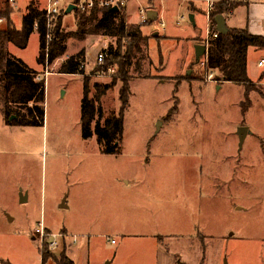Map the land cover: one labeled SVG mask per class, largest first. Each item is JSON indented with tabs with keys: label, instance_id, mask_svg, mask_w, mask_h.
I'll return each instance as SVG.
<instances>
[{
	"label": "rangeland",
	"instance_id": "1",
	"mask_svg": "<svg viewBox=\"0 0 264 264\" xmlns=\"http://www.w3.org/2000/svg\"><path fill=\"white\" fill-rule=\"evenodd\" d=\"M86 1L59 0L65 32L77 31L76 16L86 12L79 8ZM28 2L18 0L17 11L9 2L17 28ZM164 3L125 0L118 6L123 13L127 8L135 20L127 24L142 38L139 52L132 50L122 68L124 76L118 60L96 62L101 51L120 46L115 38L69 39L67 52L86 51L83 75L59 73L61 58L45 76L37 33L27 48L14 46V56L45 80V100L42 126L36 127L9 124L0 97V264H42L44 249L33 234L41 220L55 232L85 235L71 256L75 261L155 264V239L175 253L176 264H264V68L258 67L264 48L248 52L253 86L209 81L204 57L195 58L207 21L199 16L194 27L188 4ZM70 5L77 9L66 15ZM205 5L207 15V0ZM142 9L156 11L157 19L142 22ZM253 12L249 30L259 35L264 7ZM248 17L245 6L228 25L245 29ZM129 47L123 39V52ZM84 82L90 98L96 84L111 85L101 99L104 118L120 114V92L130 88L119 154L104 155L96 137L82 136ZM243 126L249 133L240 147Z\"/></svg>",
	"mask_w": 264,
	"mask_h": 264
},
{
	"label": "trees",
	"instance_id": "2",
	"mask_svg": "<svg viewBox=\"0 0 264 264\" xmlns=\"http://www.w3.org/2000/svg\"><path fill=\"white\" fill-rule=\"evenodd\" d=\"M215 1L210 13L211 31L215 30V18L217 16L228 17L238 4L235 0ZM4 4L0 9V19H2L0 23V97L6 104V119L11 125L42 126L44 108L41 104L45 100V80L37 79L36 71L8 52L9 43L25 49L31 35L37 32L40 41L38 63L47 68L66 55L68 41L72 37L91 34L115 38L120 46L117 49L110 48L105 66H108V61L118 60L120 62L119 73L123 76L126 73H123L122 68L131 61L132 50L138 52L140 50L139 44L142 42L140 30L126 23L123 8H120L119 12H112L111 8L96 6L85 13L77 14V31L67 33L63 30L64 14L62 11L59 16L49 20L46 9H41L37 4L31 3L22 19V28L18 30L11 18L13 10L9 0H6ZM4 21L5 25H2ZM49 22L50 28H48ZM123 39L130 40V47L126 49V52L121 49ZM250 48H264V36L251 34L247 28H229L227 33H219L216 39H211L208 43L206 63L208 72L214 74L215 81L253 86L247 65ZM84 64L85 52L81 51L64 60L60 65L59 73L83 75ZM110 89L111 85L96 84L95 95L90 98L89 84L84 82L81 105L82 136L84 139L96 137L100 151L104 155H116L121 152L124 112L130 98V88L125 86L120 92L122 103L120 114H111L104 118L101 99ZM13 114L16 115V119L9 121ZM49 258L53 259L54 264H75L66 254V249L57 257L44 248L42 264H47Z\"/></svg>",
	"mask_w": 264,
	"mask_h": 264
},
{
	"label": "crops",
	"instance_id": "3",
	"mask_svg": "<svg viewBox=\"0 0 264 264\" xmlns=\"http://www.w3.org/2000/svg\"><path fill=\"white\" fill-rule=\"evenodd\" d=\"M5 1L6 0H0V9L5 5L4 3H5ZM17 1L18 0H15V3H16V5H15V9H16V11L18 10V8H17ZM192 2H194V4H192L191 2V4H189V2L187 3V1L186 0H167V3H164L165 5H172L173 7L175 6V7H179V6H182V5H184V4H188L189 5V12L192 14V15H194V17H195V26L194 27H197L198 26V24H197V19H198V17L199 16H202L203 18H205V21H207V31H206V34H205V37H203L202 35L200 36V38H201V42H203V44L205 45L207 42V39L209 38V34H210V32H211V21H210V19L208 18V16L206 15V13H205V8H206V5H205V0H192ZM31 3H35V4H37L41 9H43L40 5L41 4H43L44 3V5L47 3V6H48V0H29V2L27 3V6H26V10H27V7L31 4ZM244 4V5H243ZM47 6H46V8H47ZM247 7V10H248V13H249V17H248V27H247V29L249 30V25H250V23H251V21H254V19H255V17H253V16H255L254 15V9L256 8V7H264V4H261V3H251V4H245V3H242V2H238V4H237V6L235 7V9L232 11V13L228 16V18H225L226 19V24H227V26L229 27V25H228V22H229V20H231L232 18H233V16L235 15V13L236 12H238L239 10H241L242 8H244V7ZM45 8V9H46ZM140 8V7H139ZM139 8L137 9V12H138V10H139ZM26 10H25V12L24 13H22V14H20V19H21V26H20V28H17V26H16V14L14 15L15 16V18L13 19L14 21V25H15V27H16V29H18V30H20L21 28H22V19H23V17H24V15H25V13H26ZM130 12H128L127 11V8L125 7V10H124V16H125V14H126V16H127V19H126V17H125V21H126V23L128 22V23H134V21L135 20H131V14H129ZM251 14V15H250ZM161 15V14H160ZM160 15H159V17H160ZM253 17V18H252ZM262 19H264V17L262 18ZM160 20H161V18H160ZM162 21V20H161ZM163 22V21H162ZM191 22V21H190ZM193 24V23H192ZM263 26H264V24H263ZM230 28V27H229ZM236 29H242V28H236ZM249 32L251 33V34H254V35H258V34H256V33H252L250 30H249ZM35 33H37V32H35ZM35 33H33L32 35H31V37L33 36V35H35ZM38 34V33H37ZM259 35H262V36H264V31L262 32V33H260ZM39 36V35H38ZM31 37H30V39H31ZM30 39H29V41H30ZM96 43H98V41L96 42ZM92 44V43H91ZM14 44H12V43H9L8 45H7V49H8V52L11 54V55H15L14 54V52H13V48H14ZM16 47V46H15ZM81 51H84L85 52V59H86V51L84 50V49H81V50H79V51H77V52H73V53H69V52H67L66 53V55L63 57V62H64V60H66L68 57H70V56H72V55H75V54H77V53H79V52H81ZM88 50H87V57H88ZM206 57L207 56H205L204 57V60H206ZM60 60V59H59ZM62 62V63H63ZM61 63V64H62ZM27 65V64H26ZM41 65V67H42V69H45V72H44V74H45V76L46 75H48V74H50L49 72H48V67L47 68H45L42 64H40ZM44 67V68H43ZM264 68V67H263ZM31 69V68H30ZM32 70H34V69H32ZM47 70V71H46ZM35 71V70H34ZM36 72H39V71H36ZM40 72L42 73V71L40 70ZM43 74V75H44ZM43 75H41V76H43ZM126 183L128 184L129 182L128 181H126ZM63 206H65V203H63ZM16 220V218L15 217H13V218H11V222H13V221H15ZM46 225V224H45ZM48 228V227H47ZM48 229H50V228H48ZM51 230V229H50ZM51 231H53V230H51ZM58 232H64V233H67V234H69V235H76V236H78V238H80V236L82 237H85V235L84 234H80V233H71L68 229H66V228H63V229H61L60 231H58ZM87 235V234H86ZM170 236V235H169ZM154 238H156V237H154ZM149 239H153V238H148L147 240H149ZM137 240H139V239H136V241ZM144 241H147L146 239H143ZM161 240V239H160ZM139 242V241H138ZM78 244V243H77ZM76 244V245H77ZM153 247H155V251H154V253H155V258H154V260H155V264H176V255H175V253L172 251V250H169L167 247H165L164 246V244H163V242L161 241V243L160 244H157L156 243V241H155V239H154V241H153ZM76 245H70V240H69V243H67V245H65V247L63 248V250L64 249H66V252H68L67 254L69 255V257L71 258V256H73L74 255V253L78 250V248H76L75 246ZM62 250V251H63ZM71 260L75 263V264H77V262H86V264H101V263H99V262H97V261H94V260H90V259H81V260H76L75 261V259H72L71 258ZM89 260V261H88ZM180 264H183V263H180Z\"/></svg>",
	"mask_w": 264,
	"mask_h": 264
},
{
	"label": "built area",
	"instance_id": "4",
	"mask_svg": "<svg viewBox=\"0 0 264 264\" xmlns=\"http://www.w3.org/2000/svg\"><path fill=\"white\" fill-rule=\"evenodd\" d=\"M238 2H242L245 4H251V3H261L264 4V0H235ZM11 4H15V0H9ZM215 0H207V16L210 19V13L212 9L214 8ZM100 7V8H112L114 6H125V0H88L84 4H80L79 8L83 11H89L93 9L94 7ZM47 17L50 20L52 17L59 16L61 14V9L59 7V0H48V6L46 8ZM139 17L142 22H145L148 20L147 18V12L143 9L139 11ZM2 22V19H0V23ZM181 20L178 21V24H180ZM160 26L162 28H165V24L161 21ZM48 28H50V22L48 23ZM215 30L211 31L209 34V38L207 39V43L205 44L208 48V43L211 39H216L219 35V32L216 30V25L214 27ZM50 39V38H49ZM108 58V50L101 51L96 58V62L98 65H104L106 60ZM206 63H207V57H206ZM258 67L262 68L264 67V60H261L258 63ZM109 72L115 73V68L111 67L108 69ZM214 74L211 73L208 76L209 81L213 80ZM34 239H36L39 243V247L41 249L47 248L51 253H57L63 250L65 245H67L68 240H70V245H76L79 241L78 236L76 235H69L64 232H55L51 231L47 228L44 221L41 220L37 227L34 230Z\"/></svg>",
	"mask_w": 264,
	"mask_h": 264
},
{
	"label": "water",
	"instance_id": "5",
	"mask_svg": "<svg viewBox=\"0 0 264 264\" xmlns=\"http://www.w3.org/2000/svg\"><path fill=\"white\" fill-rule=\"evenodd\" d=\"M77 6L75 5H70L67 10L65 11V14H70L73 10H76ZM112 12H119L120 8L117 6H114L111 8ZM158 13L156 11L150 10L147 12V18L150 22L155 21L157 19ZM189 19L191 21V23H193V25L195 26V17L194 15H190ZM215 25H216V30L219 33L225 34L228 32L229 28L226 24V19L224 16H217L215 18ZM208 53V48L206 45L204 44H200V45H196L195 46V58L196 61H200L202 57L207 56ZM191 72H189L188 74H190ZM14 118L16 117H12L10 119V121H12ZM249 133V129L247 127H240L238 129V135H239V139H240V147L243 145L245 138L247 136V134ZM23 197V195H21ZM9 217V215H7Z\"/></svg>",
	"mask_w": 264,
	"mask_h": 264
}]
</instances>
